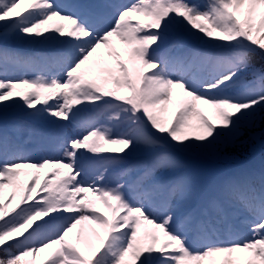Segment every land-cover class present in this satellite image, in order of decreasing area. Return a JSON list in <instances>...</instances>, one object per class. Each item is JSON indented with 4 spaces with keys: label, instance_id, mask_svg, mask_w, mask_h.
Returning a JSON list of instances; mask_svg holds the SVG:
<instances>
[{
    "label": "snow or ice",
    "instance_id": "1",
    "mask_svg": "<svg viewBox=\"0 0 264 264\" xmlns=\"http://www.w3.org/2000/svg\"><path fill=\"white\" fill-rule=\"evenodd\" d=\"M94 15L88 8L84 16L65 12L55 0H0V39L11 33L73 48L53 61L62 75L0 79V109L22 101L34 117L53 118L61 154L32 159L0 131V264H35L41 253L44 264H264V172L259 189L229 181L207 207L180 212L175 201L187 207L193 200L183 177L133 187L109 185L101 174L87 183L81 163L89 153L122 160L142 146L155 155L152 168L175 171L183 165L161 141L208 149L264 111V66L252 64L254 56L264 61V0H132L103 29L89 22ZM177 21L222 51L174 56L166 30ZM114 40L127 60L115 53V67L97 74L93 58ZM186 60L211 65L210 74L190 78ZM36 62L0 49V67ZM246 74L253 77L246 90L227 94ZM174 95L178 101L165 119ZM80 105L114 110L111 119L124 131L91 126L65 137L62 122L71 124ZM244 213L251 217L249 235L240 238L233 220ZM85 221L100 230H92L99 243L87 244V254L78 246L82 229L75 231Z\"/></svg>",
    "mask_w": 264,
    "mask_h": 264
},
{
    "label": "rangeland",
    "instance_id": "2",
    "mask_svg": "<svg viewBox=\"0 0 264 264\" xmlns=\"http://www.w3.org/2000/svg\"><path fill=\"white\" fill-rule=\"evenodd\" d=\"M171 25L175 26V23L173 22ZM188 32L190 33V35H192V37H194L195 40L199 41V43L201 45H207L206 41L199 39L198 36L194 35L189 30H188ZM11 39H12V41H15V43H17L19 46H22L24 48H27L29 44L35 43V41H36V40L33 41V40H28V39H21L17 35H12ZM42 42H44V40L40 39L39 44H43ZM45 42H46V44H51L54 41H45ZM117 50L118 51L121 50L123 55L127 58V56L125 55L124 46L121 45L118 41H115V40L113 42V45L110 48H101L100 50H98V53L93 58L94 60H96L98 62L97 65H96L97 74H101V75L104 74V73L100 72V69H110V68H114L115 67V58L114 57H115V52ZM24 52H26V51H24ZM109 52H112L113 55L109 56L108 55ZM185 68L187 69L190 78H196V77L198 78L199 77L197 67L189 65V66H186ZM8 69L12 70L11 73L7 72V76H9L10 80H18L19 76H23L22 71L19 70V69L12 68V67H8ZM23 78H27V77L24 76ZM32 78H35V77H30L29 79H32ZM177 101H178V97H176L174 95L173 103L168 106L169 110L167 112L163 113V117L165 119H171V115H172V112L174 110V107H175ZM10 104H13V103L10 102ZM78 107L81 108L82 106H78ZM89 107H90V105H89ZM109 113L110 112L106 113V116L103 119L102 123L100 125H98L97 127H101V126L109 127V128L113 129L114 133H118L122 126L116 127V126L113 125V123L111 124V121L108 118ZM81 114L82 113L77 111L75 116L81 115ZM205 115H209L210 116L211 115V110L205 109ZM249 120L250 119H246V120H243L241 122L246 124L247 122H249ZM84 129H86V128L83 127L81 133L76 131V133H75L76 135H72L71 134L72 137L82 134ZM34 145H35L34 146L35 152H39L38 150L40 149V153L44 157L49 156V155H47V154H45L43 152L45 150V148H42L40 144H39L40 147L37 144H34ZM164 147L166 148V141H165V146ZM173 148L176 149V148H179V147H174L173 146ZM41 149H42V151H41ZM179 149L182 150V152L185 155H191L195 151V148H187V149L179 148ZM165 150L169 151L168 149H165ZM211 150H212V148L201 149V151H203L205 153H209V152H211ZM148 155H150V152L146 151L142 146L137 148L135 151L131 152L128 156H132L134 158H137L138 160L136 162H133V164H131V165H129V166H127L125 168V169H127L125 175H128L127 177H129L133 173H135L136 171L140 170V168L143 167V161L145 160V157L148 156ZM122 164H123V162H122V160H120L119 163L117 165H115L114 167L116 169H119V172H121L123 170V169H120L122 167ZM170 172H172V171L156 170V169H154V168H152L150 166V168L148 170V173L141 179L139 185L141 183L150 182L152 179H155L157 181H162L164 183H169V180H172V179L170 178V176L167 173H170ZM197 172H199V169L195 168V169L191 170L188 173V177H186V178L183 177V178H185L190 183V185L192 186V183L196 180V177H197L196 173ZM224 172H225L224 168L223 169H219V168L212 169L209 172V174L207 175L205 180H203L202 186H201V190H200V192L203 193V197H202L203 200L210 199L214 194H217V191H218L219 187H222L225 183H227L229 181H238V182L246 181V177L249 174H251L253 176L252 178H254V182L256 183V185L260 187L259 174L256 173V172H249V168H248L247 165L233 167L232 171H231V172H233L231 177L228 178L227 181H224V183H222L220 181V178H221V176H222V174ZM89 173H90V178H91L90 182H91L93 179L96 178L97 175L107 174V171L106 170L101 171V170H96V169L91 168ZM127 177H126V179H127ZM177 178H181V177H177ZM177 178H175V179H177ZM88 180H89V175L87 176V180L86 181L84 180V181L87 182V183H90V182H88ZM192 180H193V182H192ZM8 190H9V188H6L4 193H8L9 192ZM194 195L196 196L197 192H195ZM209 195H210V197H208ZM213 199H215V198H213ZM173 206L176 207L178 209V211H182L186 207L180 201H175L173 203ZM97 207H99L100 210H101V205L100 204H98ZM239 216L243 218V220L241 222L242 228L249 234L248 221H250L251 217L248 214H246V213L238 215V217ZM85 223H86V221L83 222L82 225H78L77 229H81L82 227H84ZM95 238L98 239L96 236H95ZM46 255H47L46 253L39 254L36 257L35 264H44V259H45ZM28 259H30V258H28ZM128 259H130V258H128ZM134 264H138V262H134Z\"/></svg>",
    "mask_w": 264,
    "mask_h": 264
},
{
    "label": "trees",
    "instance_id": "3",
    "mask_svg": "<svg viewBox=\"0 0 264 264\" xmlns=\"http://www.w3.org/2000/svg\"><path fill=\"white\" fill-rule=\"evenodd\" d=\"M5 39V38H3ZM252 64L256 68L264 66L261 58L254 56ZM252 121L248 124L247 129L237 127L233 134L219 137L216 141L214 153L222 159H236L243 151H247L254 145V142L264 138V111H258Z\"/></svg>",
    "mask_w": 264,
    "mask_h": 264
},
{
    "label": "bare ground",
    "instance_id": "4",
    "mask_svg": "<svg viewBox=\"0 0 264 264\" xmlns=\"http://www.w3.org/2000/svg\"><path fill=\"white\" fill-rule=\"evenodd\" d=\"M101 211L104 212L106 215H108V211L107 209H105L103 207V205H101ZM85 226L82 227V232L83 233V238H82V242L79 244V247L81 249V251H84L85 254H87L88 252V248L86 247L87 244H91L92 247H95L98 243L99 240L95 238L94 234H93V229H96V231H100L99 228L97 226H95L94 224H92L90 221H86V223L84 224ZM81 229H76L75 231H80ZM103 235V233L101 232V236Z\"/></svg>",
    "mask_w": 264,
    "mask_h": 264
}]
</instances>
